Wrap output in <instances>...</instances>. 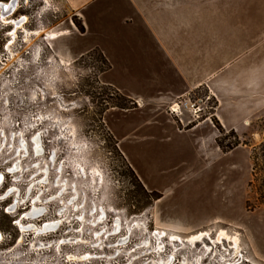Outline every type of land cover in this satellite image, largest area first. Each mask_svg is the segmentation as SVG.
Returning a JSON list of instances; mask_svg holds the SVG:
<instances>
[{
    "label": "rangeland",
    "instance_id": "374dc122",
    "mask_svg": "<svg viewBox=\"0 0 264 264\" xmlns=\"http://www.w3.org/2000/svg\"><path fill=\"white\" fill-rule=\"evenodd\" d=\"M0 1L14 3L0 8V264H264V130L252 142L239 138L247 152L219 153L206 134L191 145L166 131L143 150L135 141L150 130L141 126L169 118L183 130L190 114L182 122L169 103L137 108L118 88L133 89L121 65L101 71L102 37L94 40L100 48L91 45L96 35H82L81 17L62 0L39 20L43 0ZM249 1L247 46L256 56L264 51V0ZM2 16L21 22L15 34ZM86 17L92 28L94 16ZM187 96L202 105L198 120L214 124L210 91ZM123 102L129 108L111 106ZM255 127L264 129V116ZM218 136L235 141L225 130ZM139 182L161 196L152 199ZM34 203L42 211L23 224L55 222L43 234L16 225ZM199 230H207L203 240L189 241Z\"/></svg>",
    "mask_w": 264,
    "mask_h": 264
},
{
    "label": "crops",
    "instance_id": "0c3cea01",
    "mask_svg": "<svg viewBox=\"0 0 264 264\" xmlns=\"http://www.w3.org/2000/svg\"><path fill=\"white\" fill-rule=\"evenodd\" d=\"M62 1L81 17L85 28L82 35L87 40L96 35L91 45L98 46L94 40L102 37L103 46L98 47L109 62L107 70L117 62L121 65L133 89L115 86L138 102L137 108L166 105L206 87L216 99L212 117L225 131L233 130L238 138H249L250 142L262 135L264 129L255 124L264 116V51L255 56L247 46L248 39L253 40L254 23L248 11L251 1ZM88 13L94 16L92 28ZM114 53L118 61L111 56ZM154 122L139 128L150 133H141L135 146L140 144L148 150L155 142L153 137L165 131L189 136L191 145H198L206 134L207 145L219 153L247 152L251 146L239 145L222 152L216 142L219 132L210 118L183 130H177L169 118L163 122L154 118ZM147 135L151 136L150 143Z\"/></svg>",
    "mask_w": 264,
    "mask_h": 264
},
{
    "label": "bare ground",
    "instance_id": "6f19581e",
    "mask_svg": "<svg viewBox=\"0 0 264 264\" xmlns=\"http://www.w3.org/2000/svg\"><path fill=\"white\" fill-rule=\"evenodd\" d=\"M4 5H8V9H10V8H12V7H14V3L13 2H2V1H0V8L1 9H3V6ZM5 8V7H4ZM11 10V9H10ZM2 18L3 19H6V17L5 16H2ZM6 21H10V23H12V25H13V33L15 34V30H16V28H19V27H21V22L19 21V20H16V19H13V18H11V19H6ZM27 31V30H26ZM40 31H42L41 29L39 30V29H35V30H32V31H30V33L31 34H34V35H38L39 33H40ZM67 31L66 30H63V31H58V32H51V33H49V35H50V38H55V37H58L59 35H61V34H64V33H66ZM12 34V33H11ZM34 143V142H33ZM36 143H37V145H36V151H37V153L39 152V151H41L40 150V148H38V139L36 140ZM42 210L40 209V208H38V206H37V204L36 203H34L33 204V208H32V210L30 211V212H28V213H25V215H21V217H20V219H18L17 221H16V225L17 226H19L20 228H21V231H26L27 229L28 230H30V229H32L33 228V230L34 231H36V233H42V232H44V231H47L48 229H51L54 225H55V222H47V223H45L44 225H43V227L41 228V227H38V226H36V225H31V224H29V225H27V226H25L24 224H23V219H29V220H31V219H34L40 212H41ZM10 212V211H9ZM54 221V220H53ZM28 222H30V221H28ZM20 231V232H21ZM210 232V231H209ZM35 233V234H36ZM206 233H207V230H199V231H196V232H194V233H192L189 237H188V240L189 241H192V242H198V241H202L203 240V238L205 237V235H206ZM43 234V233H42ZM209 234V233H208ZM222 234H223V232H222V230H221V232H220V236H222ZM39 235V234H38ZM220 236H218L217 238H220ZM177 237V236H176ZM207 237V236H206ZM2 238V234H1V232H0V239ZM174 238V237H173ZM237 238L236 237H234V241H235V243L237 242V240H236ZM20 241V240H19Z\"/></svg>",
    "mask_w": 264,
    "mask_h": 264
},
{
    "label": "built area",
    "instance_id": "2783aa9c",
    "mask_svg": "<svg viewBox=\"0 0 264 264\" xmlns=\"http://www.w3.org/2000/svg\"><path fill=\"white\" fill-rule=\"evenodd\" d=\"M207 98H209V96H207ZM167 108L170 115L175 116L182 122L184 112H188L191 118L186 123H193L192 125L200 122L198 118L200 116V111L203 109L201 103L198 100H192L187 95H181L174 98L168 104ZM207 118L210 117H205V119Z\"/></svg>",
    "mask_w": 264,
    "mask_h": 264
},
{
    "label": "trees",
    "instance_id": "16d2710c",
    "mask_svg": "<svg viewBox=\"0 0 264 264\" xmlns=\"http://www.w3.org/2000/svg\"><path fill=\"white\" fill-rule=\"evenodd\" d=\"M81 29H82V32H83L84 31L83 25H82ZM99 54L101 55L102 61L104 63V68L101 70L103 72V71H106L109 68V62L107 61L106 57L102 54V52L99 51ZM114 91L118 92L117 89H114ZM119 95H120L119 97L124 102H129V103L135 104V102H133L132 99H130V98L126 97V96H123L122 94H119ZM124 102L123 103H118V104H112L111 106H118V107L123 108V109L129 108V106H127L126 103H124ZM212 120H213L218 132L222 133L224 129L221 127V125L217 122L216 119L212 118ZM228 132L235 138V141L232 142V143H226L225 144L223 142V139L219 138V136L216 137L217 145L222 150V152H227V151L231 150L233 147L237 146L239 144V142H240L238 136L234 133L233 130H229ZM139 184L141 186V182H139ZM141 187H142L144 193L149 194V196L152 199H158L161 196V194H159L158 192H156L154 190H151V191L147 192L143 188V186H141ZM261 201L264 203V198Z\"/></svg>",
    "mask_w": 264,
    "mask_h": 264
},
{
    "label": "clouds",
    "instance_id": "9594fccd",
    "mask_svg": "<svg viewBox=\"0 0 264 264\" xmlns=\"http://www.w3.org/2000/svg\"><path fill=\"white\" fill-rule=\"evenodd\" d=\"M25 3H27V0H25ZM4 7H8V5H4ZM48 11H56V8L52 2V0H43V6L40 7L37 12L35 13V16L39 20V18Z\"/></svg>",
    "mask_w": 264,
    "mask_h": 264
},
{
    "label": "flooded vegetation",
    "instance_id": "af4514ba",
    "mask_svg": "<svg viewBox=\"0 0 264 264\" xmlns=\"http://www.w3.org/2000/svg\"><path fill=\"white\" fill-rule=\"evenodd\" d=\"M4 176H3V174L0 172V185H3L2 183L4 182ZM2 198H4V197H2ZM7 205V204H6ZM10 208V207H9ZM5 211V210H4ZM6 212V211H5ZM9 212V211H8ZM24 212V211H23ZM23 212L21 213V215L23 216V215H25V214H23ZM28 213V212H27Z\"/></svg>",
    "mask_w": 264,
    "mask_h": 264
},
{
    "label": "snow or ice",
    "instance_id": "6c2138e0",
    "mask_svg": "<svg viewBox=\"0 0 264 264\" xmlns=\"http://www.w3.org/2000/svg\"><path fill=\"white\" fill-rule=\"evenodd\" d=\"M5 9H7V7H5ZM5 211H7V209H5Z\"/></svg>",
    "mask_w": 264,
    "mask_h": 264
}]
</instances>
